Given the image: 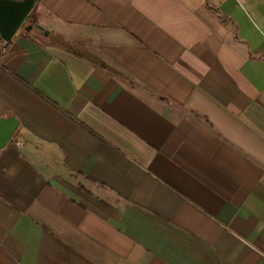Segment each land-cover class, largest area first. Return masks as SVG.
Here are the masks:
<instances>
[{
    "label": "crops",
    "instance_id": "1",
    "mask_svg": "<svg viewBox=\"0 0 264 264\" xmlns=\"http://www.w3.org/2000/svg\"><path fill=\"white\" fill-rule=\"evenodd\" d=\"M0 45V264H264V0H37Z\"/></svg>",
    "mask_w": 264,
    "mask_h": 264
},
{
    "label": "water",
    "instance_id": "2",
    "mask_svg": "<svg viewBox=\"0 0 264 264\" xmlns=\"http://www.w3.org/2000/svg\"><path fill=\"white\" fill-rule=\"evenodd\" d=\"M37 0H0V45L7 46L19 30L24 28L28 17L36 5ZM33 27L49 35L43 27L29 24L26 28L31 31ZM18 129V121L14 118H0V150L4 149L12 140Z\"/></svg>",
    "mask_w": 264,
    "mask_h": 264
},
{
    "label": "rangeland",
    "instance_id": "3",
    "mask_svg": "<svg viewBox=\"0 0 264 264\" xmlns=\"http://www.w3.org/2000/svg\"><path fill=\"white\" fill-rule=\"evenodd\" d=\"M26 25H28V22L24 25V27H25Z\"/></svg>",
    "mask_w": 264,
    "mask_h": 264
}]
</instances>
